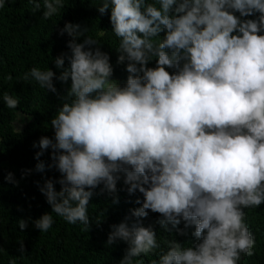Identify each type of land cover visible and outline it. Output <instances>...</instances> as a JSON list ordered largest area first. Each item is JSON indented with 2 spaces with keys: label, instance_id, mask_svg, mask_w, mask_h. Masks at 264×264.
<instances>
[{
  "label": "clouds",
  "instance_id": "1",
  "mask_svg": "<svg viewBox=\"0 0 264 264\" xmlns=\"http://www.w3.org/2000/svg\"><path fill=\"white\" fill-rule=\"evenodd\" d=\"M29 3L41 9L39 0ZM63 7V0H43L42 17ZM106 10L118 38L116 63L127 61L123 86L110 79L98 41L69 22L58 33L70 37L68 52L52 61L58 75L32 67L23 76L63 101L50 119L53 136H41L35 153L50 149L47 167L61 174L60 188L45 179L39 192L51 212L88 228L92 189L114 192L122 172L127 192L143 197L132 217L159 213L161 229L189 235L186 246L166 241L152 264H237L254 245L243 209L264 202V0H100L97 11ZM153 57L155 66L146 67ZM54 76L70 81L62 96ZM3 101L9 109L18 104L7 94ZM44 169L38 161L35 170ZM4 179L16 183L10 172ZM181 221L194 230L177 228ZM52 223L49 213L32 221L40 232ZM110 227L106 243L128 245L119 264H141L134 258L160 247L140 219Z\"/></svg>",
  "mask_w": 264,
  "mask_h": 264
},
{
  "label": "trees",
  "instance_id": "2",
  "mask_svg": "<svg viewBox=\"0 0 264 264\" xmlns=\"http://www.w3.org/2000/svg\"><path fill=\"white\" fill-rule=\"evenodd\" d=\"M39 2L41 9L35 12L31 10L29 0H5V6L0 8V264H119L128 245L120 240H115L111 245L106 243L110 226L121 222L131 225L136 219H140L141 226L152 227L160 247L134 259L141 264H152L162 251L167 250L166 241L175 240L186 246L190 243L189 235L161 229L157 223L159 213L146 210V217H132L130 210L138 208L140 205L135 201L143 197L136 190L132 194L127 192L128 186L123 182L122 172L118 173L120 179L116 181L114 192L107 191L102 184L92 189L87 206L88 228L79 222L69 224L51 212L38 190L37 185H42L45 179L53 180L55 190L60 188L55 181L61 174L55 167H47L51 162L50 149H46L38 158H35V153L39 151L38 140L41 136H53L50 119L63 101L57 95L41 89L31 78L23 79L24 74L30 68L37 67L41 70L49 68L58 75L59 70L52 61L61 53L68 52L66 42L70 37L58 33L65 22H69L87 29L84 35L96 39L100 50L109 56L113 69L111 80L123 86L128 75L125 70L127 61L116 63L118 38L111 31L109 10L103 15L97 11L100 0H63L64 7L60 12L47 19L42 17L43 0ZM234 15L238 16L239 13ZM101 32L103 35H100ZM157 35L153 40L162 37L163 32ZM82 39L80 37L77 42ZM154 66L155 57L146 64V67ZM165 70L170 75L175 71L171 68ZM6 76L12 79H6ZM53 84L62 96L70 81L62 84L54 76ZM5 94L18 100L16 108L5 106ZM17 113L29 117L20 130L14 127ZM34 143H37L35 148ZM38 161L45 164L43 172L35 170ZM9 172L15 184L5 181L4 177ZM243 211L244 221L254 239L253 254H241L237 264H264V202ZM43 213H49L53 220L46 232H40L32 225V221ZM19 220L26 222L23 230L18 227ZM177 228L194 230L192 226L185 229L184 221ZM21 244L23 252L20 250Z\"/></svg>",
  "mask_w": 264,
  "mask_h": 264
},
{
  "label": "rangeland",
  "instance_id": "3",
  "mask_svg": "<svg viewBox=\"0 0 264 264\" xmlns=\"http://www.w3.org/2000/svg\"><path fill=\"white\" fill-rule=\"evenodd\" d=\"M29 120V117L22 113H17L15 121H14V127L16 130H20L25 123Z\"/></svg>",
  "mask_w": 264,
  "mask_h": 264
}]
</instances>
